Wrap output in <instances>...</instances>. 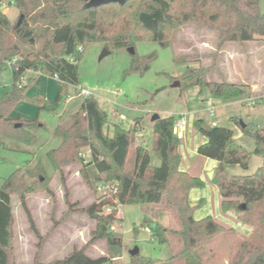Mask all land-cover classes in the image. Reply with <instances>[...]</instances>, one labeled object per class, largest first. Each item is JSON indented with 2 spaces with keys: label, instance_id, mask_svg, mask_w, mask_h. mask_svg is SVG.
I'll return each mask as SVG.
<instances>
[{
  "label": "trees",
  "instance_id": "obj_1",
  "mask_svg": "<svg viewBox=\"0 0 264 264\" xmlns=\"http://www.w3.org/2000/svg\"><path fill=\"white\" fill-rule=\"evenodd\" d=\"M5 1L14 4L20 12L19 18L12 21L0 11V72L7 64L13 80L11 90L0 98V148L13 151H20L17 146L33 148L38 144V112L54 110L65 85L78 86L77 62L88 43L98 42L112 50L129 49L136 40H151L161 48H168L174 33L189 26L214 33L217 50L227 44L264 43V14L259 11L258 0H126L123 4L97 7H86L90 0H49L42 13L31 19L32 24L23 0H0V3ZM34 7H40V3ZM38 16L44 18L43 23L34 29L32 26ZM36 44L38 48L34 49ZM153 58L133 62L127 72H146ZM26 71L57 76L61 86L52 102L27 97L26 92L34 80L29 78L27 86L22 85L20 79ZM207 72L208 69L187 67L179 75V87H206L212 96L226 100L247 93L245 87L235 83L206 79ZM25 99L38 105L35 119H11L12 108ZM115 118L116 113H105L94 97L82 98L68 119L54 127L51 135L56 145L45 153L46 164L53 172L61 173L64 168L79 164L82 177L91 188L86 173L91 166L95 171L92 181L110 185L109 191L82 210L94 222L91 242L103 240L108 246L122 245V239L113 233L120 221L118 206L160 205L166 211H175L178 229L169 230L149 222L150 229L155 235L159 230L171 233L169 237H175L182 246L181 255L195 252L220 235L234 234L239 242L226 264H264V128L249 125L241 128L242 133L253 139L251 154L260 158L261 163L252 174L238 176L229 174L225 166L247 169L250 153L234 142L233 131L207 125L202 119L193 123L206 138L196 153L217 162L210 182L222 198L220 208L234 210L237 220L250 227V232L242 235L220 225L211 216L193 218L202 201L190 202L189 192L202 187L203 181L180 169L179 139L174 131L173 116L159 117L152 122L157 166L151 164L148 150L135 143L137 129L130 126L125 130L111 122ZM109 126L113 128L111 136L106 132ZM205 126L209 129L205 130ZM12 145L15 148H11ZM85 153L88 156L85 157ZM45 174L43 162L37 161L33 168L24 172L19 168L0 184V264H13L12 194H18L30 229L38 236L25 207V195L35 191V185L43 187L47 181ZM27 178L35 181L28 183ZM105 208L109 212H105ZM159 241L169 243L164 236H160ZM130 258L131 264L161 262L139 258L138 254ZM57 263L111 264V259L91 258L83 249H76Z\"/></svg>",
  "mask_w": 264,
  "mask_h": 264
},
{
  "label": "rangeland",
  "instance_id": "obj_2",
  "mask_svg": "<svg viewBox=\"0 0 264 264\" xmlns=\"http://www.w3.org/2000/svg\"><path fill=\"white\" fill-rule=\"evenodd\" d=\"M37 2L40 7H34ZM23 3L29 13V23L32 24L31 19L42 13L49 0H23ZM258 6L260 13L264 14V0H258ZM3 13L12 21L20 16L14 4H10ZM43 19L38 16L32 28L38 29ZM215 38L216 35L212 32L189 26L174 33L172 45L168 48H161L151 40H136L131 47L133 54L128 48L121 47L109 50V54L102 58L100 56L105 47L98 42L88 43L77 62L78 86L91 91L105 113H116L112 123L125 130L130 126L137 129L135 143L148 150L153 166H157L159 160L153 151L151 117L157 114L159 117L173 116L177 119L183 113L186 114V124L189 126L196 119H202L207 125L214 123L219 127L230 128L234 142L249 152L250 158L247 169L238 165H226L225 170L231 175L252 174L260 165L261 159L251 154L253 139L242 133L241 128L242 125L264 128V101L251 106L242 102L248 96L264 94V43L227 44L217 50ZM37 48L38 44L34 49ZM151 56L154 58L146 72H127L133 62L146 60ZM187 67L208 69L206 79L235 83L245 87L247 93L226 100L212 96L206 87L181 89L173 86L175 82L179 83V75ZM29 78L34 81L26 92L28 98L50 102L54 100L61 86L59 80L26 71L20 79L23 86H27ZM12 83L11 68L6 64L0 72V98L11 90ZM81 99L75 92V86L67 84L60 103L54 110H40L37 115L36 102L25 99L19 101L9 113L11 119L18 121L33 120L37 115L39 141L33 148L17 146L20 151L0 148V184L19 168L22 172L33 168L37 161L43 162L47 178L43 187L35 185L36 190L25 195V207L38 236L30 229L18 194L11 195L13 264H58L57 261L76 249H83L91 258L108 257L111 264H131L129 252L134 248L138 249L139 258L161 260L159 264H226L239 237L223 234L195 252L181 255L182 246L175 237H169L171 233L159 230L158 235H155L150 229L149 222L169 230L178 229L175 211H166L160 205L118 206L120 221L113 228V233L122 239L121 246H108L103 240L90 241L94 222L82 210L105 193L101 191L99 184L92 181L94 168L90 166L86 169L92 184L90 188L82 177L81 165H70L61 173L53 172L45 158V153L56 145V140L51 135L54 127L61 120L68 119ZM209 99L217 103L212 115L207 111ZM106 132L111 136L112 126ZM11 148L15 146L12 145ZM84 155L88 156L87 153ZM193 163L197 168L202 167L199 159ZM206 176L208 178V173ZM33 180L26 179L28 183ZM204 189L209 190L206 196L202 194ZM211 189L214 190L210 180L203 182L202 187L194 188V192L198 194L195 202L202 201V204L194 211L193 218L201 215L203 209L207 208L209 212L199 219L215 214L221 220L218 215H227L232 218L227 223L233 227L235 217L220 210L216 200L212 198ZM160 236L167 237L169 243L160 242Z\"/></svg>",
  "mask_w": 264,
  "mask_h": 264
},
{
  "label": "crops",
  "instance_id": "obj_3",
  "mask_svg": "<svg viewBox=\"0 0 264 264\" xmlns=\"http://www.w3.org/2000/svg\"><path fill=\"white\" fill-rule=\"evenodd\" d=\"M194 123V122H193ZM214 124V123H213ZM213 124H209V125H213ZM175 134L177 135L178 139H179V145H178V153L180 156V169L182 171L187 172L189 175L194 176V177H198L200 178L204 183L210 179L207 178V173L209 172H213V170L216 168L217 166V162L204 158L200 155H198L196 153V149L199 145L203 144L206 142V138L203 137L194 127V125L190 124V126L188 124H186L181 131H177L175 132ZM200 160L202 162V167H195L193 164V162ZM214 190H210L211 191V195H213V199L216 200V204L219 206L220 208V203L222 198L220 197L217 189L213 186ZM209 193L208 189H204L202 190V194L203 195H207ZM215 197V198H214ZM198 198V194L197 192H194V189H192L189 192V196L188 199L190 202H195V200H197ZM196 203V202H195ZM221 210V208H220ZM207 212V208L203 209L201 215L195 217L194 219H199L200 216L206 214ZM227 214H231L233 215V217H235V223L233 225V227H231L227 222L229 219L232 220L231 217L229 216H225V215H218V217L222 218L221 220L216 218L215 214L212 216V218L219 223L220 225L232 229L234 231H236L239 234L242 235H246L250 232V227L239 222L237 220V214L235 213L234 210H228L226 211ZM226 220V222H225Z\"/></svg>",
  "mask_w": 264,
  "mask_h": 264
},
{
  "label": "built area",
  "instance_id": "obj_4",
  "mask_svg": "<svg viewBox=\"0 0 264 264\" xmlns=\"http://www.w3.org/2000/svg\"><path fill=\"white\" fill-rule=\"evenodd\" d=\"M9 3L7 1L0 3V11H4L8 8ZM78 51H81V48H78ZM70 62H73V59H70ZM31 72V71H28ZM53 78H55L56 80H58L57 76H53ZM75 92L77 94V96L81 97V98H87V97H93V94L91 91H89L87 88H83L80 86H75ZM264 101V94L262 95H258V96H254V97H249L247 99H245L242 104L247 105V106H251L254 105L256 102L260 103ZM208 104H209V108H207V111L209 114H213L215 109L217 108V103L212 100L209 99L208 100ZM123 119V117H121ZM186 125V114H179L178 118L175 119L174 121V131H181L182 128ZM99 188L101 189L102 192H107L110 190V185L109 184H103L100 183L99 184ZM105 212H109L108 208H105Z\"/></svg>",
  "mask_w": 264,
  "mask_h": 264
},
{
  "label": "water",
  "instance_id": "obj_5",
  "mask_svg": "<svg viewBox=\"0 0 264 264\" xmlns=\"http://www.w3.org/2000/svg\"><path fill=\"white\" fill-rule=\"evenodd\" d=\"M126 0H90L86 7H97V6H102V5H106V4H110V3H118V4H123L125 3ZM128 51L133 54L134 51L132 48H129ZM109 54V50H107L106 48H104L100 58H102L103 56L105 55H108ZM173 86H179V83L178 82H175L173 84ZM159 118V115L157 114H154L152 117H151V122H154L156 121L157 119ZM18 125H16L17 127ZM242 127H244V125H242ZM205 130H208L209 129V126H205L204 127ZM212 175H213V172H209L208 173V178L211 179L212 178ZM130 256H135L138 254V249L137 248H134L132 249L130 252H129Z\"/></svg>",
  "mask_w": 264,
  "mask_h": 264
}]
</instances>
